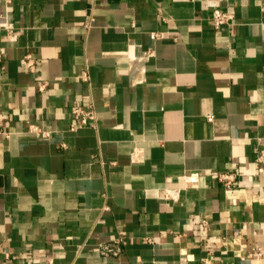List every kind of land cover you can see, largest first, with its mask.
I'll return each instance as SVG.
<instances>
[{"label": "crops", "instance_id": "crops-1", "mask_svg": "<svg viewBox=\"0 0 264 264\" xmlns=\"http://www.w3.org/2000/svg\"><path fill=\"white\" fill-rule=\"evenodd\" d=\"M0 50V264H264V0H0Z\"/></svg>", "mask_w": 264, "mask_h": 264}, {"label": "built area", "instance_id": "built-area-1", "mask_svg": "<svg viewBox=\"0 0 264 264\" xmlns=\"http://www.w3.org/2000/svg\"><path fill=\"white\" fill-rule=\"evenodd\" d=\"M208 8L211 10L210 17V25L214 29H220L224 26H229L232 24L234 20V15L228 11H224L219 8L218 5L214 1H209L207 3ZM157 35H153V38H156ZM3 61L2 52L0 50V64ZM20 64L29 72L35 71V60L31 55H26L21 58ZM84 81L88 80V76L84 74L82 76ZM72 116L76 121V125L71 127L72 130L77 128L92 126L95 127L96 118L93 112L92 107H75L72 111ZM206 120L211 123L213 118L211 116H207ZM3 134L0 128V135ZM6 137H9L6 135ZM255 146H256V156L254 159V163L259 167V169L264 173V136H258L255 138ZM241 175L231 172H223L219 173L215 182L218 183L225 189H235L239 185V178ZM187 183H197V176H189L185 178ZM200 224L205 232L209 230V224L207 219H201ZM148 241L150 239H147ZM124 240L121 238L115 239L108 243H100L97 245V251L102 257H119L123 252ZM203 248L205 249L207 256L209 257L211 254V246L210 243L204 241L202 243ZM208 257L204 259L205 264L208 262ZM249 260L261 261L264 260V246H254L251 249V253L248 257ZM241 260L244 258L241 257Z\"/></svg>", "mask_w": 264, "mask_h": 264}]
</instances>
